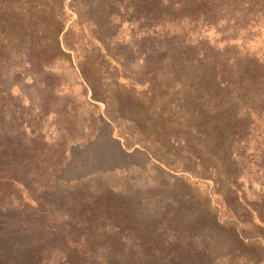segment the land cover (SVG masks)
<instances>
[{
  "label": "rangeland",
  "instance_id": "1",
  "mask_svg": "<svg viewBox=\"0 0 264 264\" xmlns=\"http://www.w3.org/2000/svg\"><path fill=\"white\" fill-rule=\"evenodd\" d=\"M132 1L76 0L71 8L70 0H0V82L13 95L17 120L28 124L34 156L21 198L60 208L74 198L106 201L114 216L109 244L130 233L167 260L188 254L185 242H175L190 238L186 232L202 236L211 264L264 260V103L242 118L222 92L206 96L215 126L240 124L246 139L228 147L196 134L189 109L175 108L189 97L196 68L170 54L144 62V21L130 12ZM56 14L63 15L60 41L71 46L63 49L69 56H47ZM225 18L215 30L186 31L196 51L226 58L249 52L264 61V18L261 30L243 27L228 46L225 39L214 47ZM219 171L214 179L197 177Z\"/></svg>",
  "mask_w": 264,
  "mask_h": 264
},
{
  "label": "trees",
  "instance_id": "2",
  "mask_svg": "<svg viewBox=\"0 0 264 264\" xmlns=\"http://www.w3.org/2000/svg\"><path fill=\"white\" fill-rule=\"evenodd\" d=\"M75 2L70 0L71 8ZM128 7L130 12H139L144 21V35L139 43L147 55L144 62L148 56L170 54L178 60L184 59L189 70L196 68L198 75L191 78L187 86L189 97L182 95L175 107L181 113L189 109L195 133L222 146L244 143L245 128L240 124L226 126V129L215 126L217 119L212 117L215 109L209 106L210 98L205 97L221 96L222 92L223 101L232 106L236 116L248 118L254 113V104L264 103V61L249 52L226 58L210 48L196 51L195 42L187 38L186 31L215 30L225 16L224 34L220 39L213 38L212 46L225 39L228 40L224 47L228 46L243 27L262 29L264 0H133ZM62 17V14L52 17L54 23L48 27L53 33L52 44L43 56L47 53L51 57V52L69 56L63 49L71 50V46L64 43L63 47L60 41V35L65 34L62 33L65 25ZM229 23H232L230 29ZM183 24L186 26H180ZM242 37L241 43L244 42ZM34 41L39 43L37 36ZM50 66L48 69L53 71ZM47 76L52 78L50 74ZM12 96L0 82V264H116V256L123 262L119 264H211L205 257L206 242L197 232L193 236L192 232H186L190 236L187 240L184 236L176 238L175 242L186 243L189 252L182 257L176 252L167 260L168 254L163 256L156 254L153 248H144L146 238L142 240L130 233L123 235L122 241L114 242L120 243L119 247L109 244L114 216L106 201L89 205L74 198L75 205L65 204L60 208L42 200L30 205L28 198H21L19 191L25 188L23 177L34 156L29 157L32 150L25 136L28 124L17 120L9 103ZM225 116L228 120V115ZM223 173L226 175L225 170ZM219 174L220 171L213 175L197 174V177L204 179L208 175L214 179ZM206 204L210 206V202ZM132 241L137 245L131 244ZM161 258L162 262H158ZM255 264H264L263 258Z\"/></svg>",
  "mask_w": 264,
  "mask_h": 264
}]
</instances>
